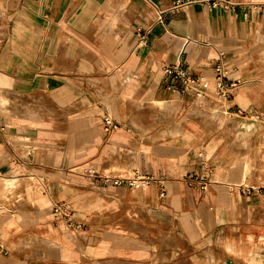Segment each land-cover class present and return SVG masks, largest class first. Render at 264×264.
Returning a JSON list of instances; mask_svg holds the SVG:
<instances>
[{
    "label": "crops",
    "instance_id": "1",
    "mask_svg": "<svg viewBox=\"0 0 264 264\" xmlns=\"http://www.w3.org/2000/svg\"><path fill=\"white\" fill-rule=\"evenodd\" d=\"M179 1L0 0V264H264V0Z\"/></svg>",
    "mask_w": 264,
    "mask_h": 264
},
{
    "label": "built area",
    "instance_id": "2",
    "mask_svg": "<svg viewBox=\"0 0 264 264\" xmlns=\"http://www.w3.org/2000/svg\"><path fill=\"white\" fill-rule=\"evenodd\" d=\"M144 3L156 7L154 0H141ZM191 3H197V4H204L208 5L211 8H222L224 10L228 9H233L236 7H245L247 9L250 8V6H253V4H246V3H241L238 1L234 0H185V1H179L176 5V7L185 5V4H191ZM258 9H261L263 5H254ZM158 23H162V15L163 12L159 11L158 12ZM144 43V41H143ZM225 57L220 54L219 55V60L214 68V88H215V96L217 100L219 101H226L229 99L231 95V90L235 88L239 82L238 81H229L228 79V70L226 68V64L224 63ZM164 73L170 77V84L168 87V90L171 91L172 93H180L184 94L188 90L191 89H200L204 87L205 82L200 79V78H193L189 75L187 71L181 68L180 64L177 63L176 65L166 68L164 70ZM175 82H179L180 88L176 89L174 87ZM201 98L202 94L197 93L196 98ZM104 130L105 132L109 133L111 131H114L119 128V125L112 120L110 116H106L104 118ZM198 157H202L201 154L198 155ZM105 181L109 182L111 181L113 186H121L126 184L128 188H130L133 191H139L145 186H147L150 182V179L148 178H143L140 176H137L136 174L130 175L127 177H117V178H108L105 177ZM161 188V196L164 194V191L160 185ZM236 189L246 195H250L255 192H262L264 194V188H257L253 186H248V185H239L236 187ZM52 211L53 214L61 221L64 222L65 228L69 232H76L77 230L81 229V225L77 224L73 221L71 218L70 213L68 210L63 206V205H53L52 206ZM6 251L3 248V246L0 243V255H5Z\"/></svg>",
    "mask_w": 264,
    "mask_h": 264
},
{
    "label": "rangeland",
    "instance_id": "3",
    "mask_svg": "<svg viewBox=\"0 0 264 264\" xmlns=\"http://www.w3.org/2000/svg\"><path fill=\"white\" fill-rule=\"evenodd\" d=\"M262 56H264V53L262 52ZM260 63H262V64H264V62H260ZM260 96V95H259ZM258 101H261V99L260 98H258ZM259 113V115H258V121H259V123H260V121H262L263 119H264V110L263 111H258ZM212 117H213V120L214 119H217L218 120V122L220 123V117L219 116H217V115H212ZM221 125V124H220ZM14 200H17V199H12V201H14ZM20 200H23V198L22 199H20ZM19 200V201H20ZM0 206H3L4 208H7V209H9V210H12L13 208L11 207V205H9V204H6L5 202H2L1 200H0Z\"/></svg>",
    "mask_w": 264,
    "mask_h": 264
}]
</instances>
